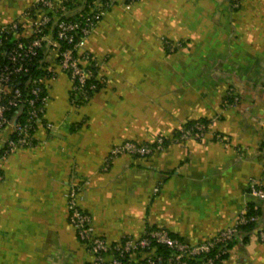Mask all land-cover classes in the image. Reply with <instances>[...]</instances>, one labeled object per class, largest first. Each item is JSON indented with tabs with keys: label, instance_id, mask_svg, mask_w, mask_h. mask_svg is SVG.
Wrapping results in <instances>:
<instances>
[{
	"label": "crops",
	"instance_id": "0c3cea01",
	"mask_svg": "<svg viewBox=\"0 0 264 264\" xmlns=\"http://www.w3.org/2000/svg\"><path fill=\"white\" fill-rule=\"evenodd\" d=\"M71 1L69 14L86 0ZM35 2L0 0V24L25 21ZM79 51L95 57L104 85L74 105L56 48H44L51 126L39 124L32 146L2 160L0 264L92 261L68 223L71 186L109 242L159 228L199 243L252 204L255 229L238 234L220 264H264V199L250 193L251 182L264 185V0H114ZM199 119L204 137L174 140ZM11 131H0V149ZM158 136L167 142L150 155L106 161L116 143Z\"/></svg>",
	"mask_w": 264,
	"mask_h": 264
},
{
	"label": "built area",
	"instance_id": "2783aa9c",
	"mask_svg": "<svg viewBox=\"0 0 264 264\" xmlns=\"http://www.w3.org/2000/svg\"><path fill=\"white\" fill-rule=\"evenodd\" d=\"M64 1L36 0L34 7L24 11L22 16L26 18L25 21L16 20L0 24V131L6 126H12L11 134L0 149V180L2 160L18 148L32 146L36 127L44 122L49 93L41 78L33 77L30 81L27 80L26 85H29V88L26 94L18 86L19 82L16 84L21 75L29 73L30 64L37 58L40 50L50 45L56 48L58 65L71 80L72 97L81 94L87 99L89 92L95 88V84H88V81L91 78L103 81L95 57L88 51L80 52L79 48L114 0H93L82 17L74 20L58 16V11H67L63 5ZM134 1L136 0H126V3ZM240 2L241 0H232L235 7ZM25 23L30 27L28 35L23 32ZM62 43L65 45L62 46ZM226 96L231 102H237L232 88H228ZM23 105L27 106L23 120H13L9 112ZM44 124L45 127L51 126L49 122ZM206 130L207 125L204 123H195L190 128L182 127L174 140L180 141L188 137L199 139L204 137ZM164 139V136H158L152 143L123 141L110 148L106 161L125 154L141 157L150 155L164 147ZM154 190L157 191V188ZM250 193L263 200L264 185L251 182ZM78 197L79 188L71 186L66 194L67 218L77 238L93 254L89 264H188L182 259L209 251L215 243L230 239L237 232L239 225L258 219L256 215L248 216L246 208L238 214L232 225L222 229L214 237L196 244L173 238L164 229L145 232L140 237L125 236L109 242L95 234L92 217L81 208ZM257 234L259 240L264 242V229H258ZM153 240L171 248V256L164 261L151 258V252L146 249ZM211 262L198 259L196 264Z\"/></svg>",
	"mask_w": 264,
	"mask_h": 264
},
{
	"label": "trees",
	"instance_id": "16d2710c",
	"mask_svg": "<svg viewBox=\"0 0 264 264\" xmlns=\"http://www.w3.org/2000/svg\"><path fill=\"white\" fill-rule=\"evenodd\" d=\"M92 1L93 0H86L83 4L82 8L78 9L77 11H75L72 14H69L68 10H71V8L74 7V4L71 0H65L63 2V5L67 9L66 13H63V12L61 13L58 11L57 14L62 19H70V20L80 19L82 17L83 13L87 10L88 5ZM231 3H232V0H231ZM64 45L65 44L62 43V46H64ZM42 52H43V50H40L37 58L34 59L33 62L30 64L29 73L21 75L19 77V80L16 81V84L19 82L18 86L20 87V89L23 91L24 94H26V92L29 88V85H26L27 80L30 81L33 77H35L36 79H40L41 77L47 75V71L42 69V64L40 62V60L42 58ZM89 83H94L95 88L89 92V97L87 99H85L81 94H78L75 97L74 96L72 97V93L70 92V100L74 105H81V104L87 103L90 100V98L92 97V94L94 92H96L97 90H99L100 88H102L104 85L103 81L99 82L93 78H91L90 81H88V84ZM227 99L230 100L229 98H227ZM26 108H27V106L23 105V106H20L16 110L13 109L9 112V116L12 117L13 120L22 121ZM195 123H204L206 125L208 124L206 119H199V120L190 121V122L186 123L183 126V128H190ZM179 133H180V131L174 135V139H176L178 137ZM166 142H167V139L165 138L164 139V145L166 144ZM144 143H149V142H144ZM247 215L248 216L256 215L258 217L257 209L254 208L252 204H249L247 206ZM256 224H257V221H254V222L252 221V222H247L245 224H241L238 226L237 232L234 235H232V237L230 239L215 243L214 246L207 252L195 255L192 258H183L182 260L186 261L188 264H196L198 259H201L203 261L211 260L212 261L211 264H220L229 255L232 246L236 242V236L240 233L245 234L249 231L254 230L256 227ZM158 229L159 228H150L146 231V233H148L152 230H158ZM168 234L173 238H177L179 240H182L180 237L173 235L172 233L168 232ZM146 250H149L151 252V254H150L151 258H153V259L160 258V260H162V261H164L168 257H170L172 252H173V250L171 248H169L167 245H165L163 243L156 242L155 240H153L151 242L150 247Z\"/></svg>",
	"mask_w": 264,
	"mask_h": 264
},
{
	"label": "rangeland",
	"instance_id": "374dc122",
	"mask_svg": "<svg viewBox=\"0 0 264 264\" xmlns=\"http://www.w3.org/2000/svg\"><path fill=\"white\" fill-rule=\"evenodd\" d=\"M123 142V141H122ZM119 143H121V142H119ZM116 144H118V143H116ZM116 144H114V145H116ZM126 155V154H125ZM130 156V155H129ZM203 242V241H202ZM196 244V243H195Z\"/></svg>",
	"mask_w": 264,
	"mask_h": 264
}]
</instances>
